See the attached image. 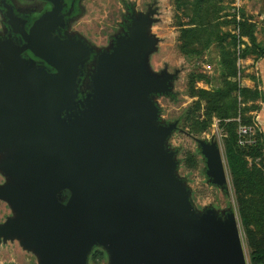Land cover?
I'll return each instance as SVG.
<instances>
[{
  "label": "water",
  "instance_id": "obj_1",
  "mask_svg": "<svg viewBox=\"0 0 264 264\" xmlns=\"http://www.w3.org/2000/svg\"><path fill=\"white\" fill-rule=\"evenodd\" d=\"M51 1L30 32L5 5L24 43L0 39V150L17 148L3 163L16 184L0 185V198L20 214L0 224V237L23 239L41 264H89L96 245L110 264H247L235 212L199 214L176 174L167 141L178 121L162 123L153 98L172 94L176 74L148 70L152 12H133L127 34L96 56L92 93L78 107L93 52L81 38L53 36L56 19L64 26L63 0ZM196 140L211 182L227 185L219 145Z\"/></svg>",
  "mask_w": 264,
  "mask_h": 264
},
{
  "label": "rangeland",
  "instance_id": "obj_2",
  "mask_svg": "<svg viewBox=\"0 0 264 264\" xmlns=\"http://www.w3.org/2000/svg\"><path fill=\"white\" fill-rule=\"evenodd\" d=\"M196 3L197 0H81L80 11L69 22L66 34L83 39L93 54L83 64L75 102L81 107L92 93L96 56L111 52L116 40L127 34L126 23L131 22L129 17L132 13L152 12L147 32L156 42L147 55L148 70L156 76L164 72L176 74L171 83V95L153 96L160 108L161 122L178 121V129L167 141V148L177 151L179 163L176 174L184 180L199 214L210 208L223 217L229 211L235 212L247 264H255L252 252L264 246V158L247 157L246 167L251 179L249 175L236 176L230 171L227 148L228 140L237 135L238 149L249 151L240 136L245 128H252L253 137H256L258 128L254 111L259 105L256 94L259 90L244 84L246 74L237 64V53L234 54L231 39L223 41V45L218 42L208 44L210 37L206 39L202 30L197 28L185 36L184 29L190 27L189 22L199 14ZM232 3L233 0H210L211 10L217 19L211 26V38L215 35L222 40L225 36L221 34L220 27L222 23L230 25L227 23L234 13ZM1 20L0 12V24ZM244 49L241 48L239 57L247 56ZM234 58L236 68L229 73L224 60L233 63ZM197 138L214 140L219 145L227 171V185H215L207 176L206 161ZM16 154V147L0 150L1 186L16 184L3 167V163ZM19 216L10 202L0 198V224ZM110 262V253L101 245H96L89 255V264ZM0 264L41 262L39 254L25 247L23 239L0 237Z\"/></svg>",
  "mask_w": 264,
  "mask_h": 264
},
{
  "label": "crops",
  "instance_id": "obj_3",
  "mask_svg": "<svg viewBox=\"0 0 264 264\" xmlns=\"http://www.w3.org/2000/svg\"><path fill=\"white\" fill-rule=\"evenodd\" d=\"M231 6L234 13L227 23L230 25L222 23L220 31L224 34L231 33L238 38V57L241 48L252 47V53L246 58L239 57L237 64L246 74L244 84L254 86L261 94V98L257 100L259 108L254 114L255 126L264 136V0H233ZM245 25L249 27L248 33H243ZM260 49L263 52L258 54Z\"/></svg>",
  "mask_w": 264,
  "mask_h": 264
},
{
  "label": "trees",
  "instance_id": "obj_4",
  "mask_svg": "<svg viewBox=\"0 0 264 264\" xmlns=\"http://www.w3.org/2000/svg\"><path fill=\"white\" fill-rule=\"evenodd\" d=\"M201 3L203 4V6H201ZM195 6L198 9L199 14L196 15L197 17L194 18V20H191L189 22L190 27H186L184 29L185 36L192 34L193 32L192 29L196 30L197 28V29L202 30V32L205 34L206 39L210 37L207 42L208 44L218 42L219 45L220 44L223 45L224 44L223 41H226V39H231L230 42L233 43V47L235 48L234 54L236 55L237 53L236 59H238L237 46L239 44V41L235 35H232L231 33H226L225 36H223L222 40H219L221 38H218L215 35L213 38H211V35L213 36V32L211 31V26L217 22V19L215 18L216 13L213 14L211 10L210 0H201V2L197 0V3ZM248 29L249 27L247 28L246 25H245V29L243 26V33H248L249 32ZM221 34L224 35V33H221ZM244 50H245V53H248V54L247 56L245 55L242 58H246L252 53V47L250 46L245 47ZM262 52L260 49L258 54H261ZM236 59L235 58L232 59L233 63H231V61L227 63V61L224 60V63L227 66V72L229 71V73H232V71H235ZM256 94H257V99H260L261 94L258 91H256ZM258 108L259 106L257 107V109ZM240 137H241L240 140H251L252 141V143L245 142L246 144L245 147L250 148L249 151L248 152L240 151L238 149V144H239L238 136L232 135L231 139L228 140L227 160H228V164L230 167V171L233 175L248 177V175L250 176V173L246 167V164L248 162L247 157L251 156L253 158H257V157L264 158V136L258 130V132L256 133V137L255 136L253 137V134L249 136L241 135ZM250 179H251V176H250ZM252 261L255 264H264V246L252 252Z\"/></svg>",
  "mask_w": 264,
  "mask_h": 264
},
{
  "label": "flooded vegetation",
  "instance_id": "obj_5",
  "mask_svg": "<svg viewBox=\"0 0 264 264\" xmlns=\"http://www.w3.org/2000/svg\"><path fill=\"white\" fill-rule=\"evenodd\" d=\"M80 2L81 0H63L62 8L59 13V16L61 15L63 16L64 26H62L61 23L58 22V19H56V22L53 23V26L55 25V27L52 31L54 37L59 36L64 38L69 37L75 39L70 35H67L66 31L69 28V22L80 11ZM5 5L11 6L15 15L25 20V23H23L22 25L27 32L31 31V29L35 25V22L44 13L54 8L53 2L51 0H0V12L2 16V20L0 24V39L12 38L15 40L17 44L20 45L24 43V40L20 34L14 33L13 28L9 24ZM127 24L129 23H126V26ZM76 38H80V37H76ZM23 56L26 57L32 64L34 63L36 66H41V65L45 66V63L41 59L36 57L31 50L24 51ZM0 67H2L1 64Z\"/></svg>",
  "mask_w": 264,
  "mask_h": 264
},
{
  "label": "built area",
  "instance_id": "obj_6",
  "mask_svg": "<svg viewBox=\"0 0 264 264\" xmlns=\"http://www.w3.org/2000/svg\"><path fill=\"white\" fill-rule=\"evenodd\" d=\"M252 128H245L243 131H241V135L243 136H249V135H252ZM241 142L243 143H252L251 140H241Z\"/></svg>",
  "mask_w": 264,
  "mask_h": 264
}]
</instances>
